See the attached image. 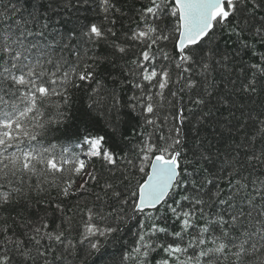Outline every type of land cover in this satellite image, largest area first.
<instances>
[{
    "label": "snow or ice",
    "instance_id": "1",
    "mask_svg": "<svg viewBox=\"0 0 264 264\" xmlns=\"http://www.w3.org/2000/svg\"><path fill=\"white\" fill-rule=\"evenodd\" d=\"M126 8L0 0V264H264V0Z\"/></svg>",
    "mask_w": 264,
    "mask_h": 264
},
{
    "label": "trees",
    "instance_id": "2",
    "mask_svg": "<svg viewBox=\"0 0 264 264\" xmlns=\"http://www.w3.org/2000/svg\"><path fill=\"white\" fill-rule=\"evenodd\" d=\"M123 2V0H122ZM127 6L128 8H131L132 6L139 8L141 6V0H127ZM128 8L125 10L127 11ZM108 86L111 87V81H107ZM75 100V109H82L86 108L88 101V97L83 92H77L76 96L74 97ZM81 113L79 111L76 112V118L67 122L65 127H62L59 131H55L52 133V139L61 144H67L70 142H74V137L72 136V132L75 130V128L79 127L81 131L83 130V126L81 124V121L79 119V116ZM121 123L120 127L122 129V132L124 135H128V128L131 123L129 114L127 110L125 109L119 117ZM111 120L113 123L117 120V114L115 112L111 113V115L103 114L100 116H96L95 123L92 124V130L95 134L99 135H105L108 139L109 145H120V147H123V144L120 142V137H113L111 129L108 127V121ZM67 129V130H66ZM135 229H133V232ZM123 235V242L131 245L132 240L134 237L127 233V231L122 234ZM120 248V244H116L114 247L109 246L106 248V250H102L101 254H97V256L94 258V260L91 262V264H111L112 260V254L115 252L118 256V249Z\"/></svg>",
    "mask_w": 264,
    "mask_h": 264
}]
</instances>
